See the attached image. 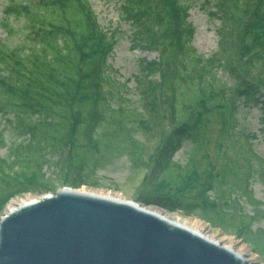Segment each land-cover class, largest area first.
Here are the masks:
<instances>
[{"label": "trees", "instance_id": "16d2710c", "mask_svg": "<svg viewBox=\"0 0 264 264\" xmlns=\"http://www.w3.org/2000/svg\"><path fill=\"white\" fill-rule=\"evenodd\" d=\"M116 1L133 25L131 48L159 55L157 61L141 60L135 75L145 114L110 105L108 97L121 88L109 63L115 34L102 27L89 0L6 1L1 23L6 37L0 38V150H6L0 155V205L15 194L50 190L49 168L66 175L71 188L97 187L90 177L101 137L127 132L132 122L162 130L167 118L171 130L154 156L143 202L185 214L216 207L209 197L213 167L182 174L173 157L183 143L202 139L215 118L221 126L218 152L230 143L235 98L264 114V0ZM197 4L212 6L209 14L220 22L217 50L208 57L192 44L189 15ZM219 70L235 80L233 98L214 89L211 79ZM156 71L159 82L153 83L148 77ZM247 149L243 154V147H235V159L249 162L247 155L254 152ZM249 182L247 174L246 193L253 200Z\"/></svg>", "mask_w": 264, "mask_h": 264}, {"label": "rangeland", "instance_id": "374dc122", "mask_svg": "<svg viewBox=\"0 0 264 264\" xmlns=\"http://www.w3.org/2000/svg\"><path fill=\"white\" fill-rule=\"evenodd\" d=\"M7 0H0V38L6 35L1 26L2 10ZM104 29L115 34L113 56L109 59L113 77L121 87L118 94L108 97L114 108L125 109L145 114L142 88L135 75H140V61H157L158 53L154 50L131 48V21L124 20L120 4L116 0H89ZM214 8L204 9L197 4L190 10L189 21L195 28L192 44L199 54L210 56L217 50L218 19L210 16ZM160 72L148 77L153 83L159 82ZM216 91L224 90L228 98L235 96L236 82L226 70H219L211 79ZM148 83V82H146ZM143 84L146 89L147 84ZM125 85V86H123ZM158 90V89H157ZM159 93V90H158ZM264 103V98L262 100ZM236 110V131L233 140L222 146L218 152L216 145L220 139L221 126L215 118L204 137L197 142H185L173 159L181 167L182 174L213 169V186L209 197L216 207L196 208L190 214L180 210H166L154 204L143 202L147 193L146 180L154 163V156L170 132L167 118L162 130L145 129L137 122L128 123L129 131H120L115 136L101 137L100 154L97 167L91 181L96 180L97 187L81 186L88 192L110 195L124 201H133L148 209L159 210L165 215L200 231L204 236L244 254L248 264H264V114L257 105L238 97L234 100ZM1 121V119H0ZM130 139L137 141L133 144ZM236 142V143H235ZM144 145L145 151L140 148ZM250 145L254 154H248L249 162L244 158L235 159V147H243L247 154ZM220 153V154H219ZM5 156L6 150L1 149ZM51 180L48 191L15 194L5 204L0 205V220L9 212L10 205L28 203L41 199L43 195H54L57 190L70 188L69 178L56 174L54 168L47 169ZM250 174V190L253 200L247 197L245 180ZM76 189V190H77Z\"/></svg>", "mask_w": 264, "mask_h": 264}, {"label": "water", "instance_id": "95a60500", "mask_svg": "<svg viewBox=\"0 0 264 264\" xmlns=\"http://www.w3.org/2000/svg\"><path fill=\"white\" fill-rule=\"evenodd\" d=\"M121 200L63 187L9 211L0 264H242L228 248Z\"/></svg>", "mask_w": 264, "mask_h": 264}, {"label": "bare ground", "instance_id": "6f19581e", "mask_svg": "<svg viewBox=\"0 0 264 264\" xmlns=\"http://www.w3.org/2000/svg\"><path fill=\"white\" fill-rule=\"evenodd\" d=\"M77 192H79V193H93V192H88V191H86L85 189H77ZM93 194H96V195L101 196V197L109 198V199L113 198L114 200H121V199H117V198H115V197H112V196H110V195H104V194H101V193H93ZM121 201H123V200H121ZM24 204H25V202L19 203L18 205H15V206L10 205L8 209H9V211L14 210V209H18L19 207L23 206ZM147 209H148V208H147ZM149 210L154 211V213L157 214V215H158V214L161 215V218H163L164 220H166V221L169 222V223L171 222V223L174 224V225H180V226H182V227H184V228L189 229L192 233H194V234H196V235H201L202 237L208 239V241L210 240V241H212V242L215 243V244H220V243H218V242H216V241H214V240L208 238L207 236H204L200 231H198V230H196V229H193V228H191V227H189V226H187V225L181 223L179 220H175V219H173V218H171V217L165 215L163 212H161V211H159V210H154V209H149ZM220 246H221L222 248H225V249L228 248L229 251H231L232 254H233L234 256H236V258H238V259L240 258L239 260L242 262V264H248L246 258L244 257V254L239 253V252H236L235 250H233V249H231V248H229V247L223 246V245H221V244H220Z\"/></svg>", "mask_w": 264, "mask_h": 264}]
</instances>
